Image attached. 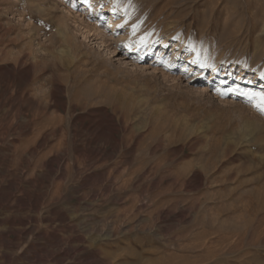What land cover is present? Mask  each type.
<instances>
[{
	"label": "rangeland",
	"instance_id": "obj_1",
	"mask_svg": "<svg viewBox=\"0 0 264 264\" xmlns=\"http://www.w3.org/2000/svg\"><path fill=\"white\" fill-rule=\"evenodd\" d=\"M118 1L0 0V264H264V0Z\"/></svg>",
	"mask_w": 264,
	"mask_h": 264
},
{
	"label": "snow or ice",
	"instance_id": "obj_2",
	"mask_svg": "<svg viewBox=\"0 0 264 264\" xmlns=\"http://www.w3.org/2000/svg\"><path fill=\"white\" fill-rule=\"evenodd\" d=\"M246 95L249 96V99H256L257 100L256 106L262 112H264V94H261V93H246Z\"/></svg>",
	"mask_w": 264,
	"mask_h": 264
},
{
	"label": "bare ground",
	"instance_id": "obj_3",
	"mask_svg": "<svg viewBox=\"0 0 264 264\" xmlns=\"http://www.w3.org/2000/svg\"><path fill=\"white\" fill-rule=\"evenodd\" d=\"M107 2H109V6H111L110 8V13L111 14H118V12H124L123 7H119V1L118 0H107ZM264 86V83H263Z\"/></svg>",
	"mask_w": 264,
	"mask_h": 264
}]
</instances>
